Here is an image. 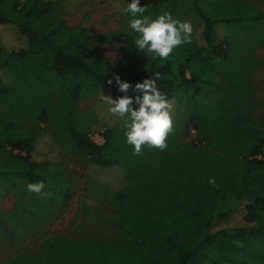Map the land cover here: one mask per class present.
<instances>
[{"label": "trees", "instance_id": "16d2710c", "mask_svg": "<svg viewBox=\"0 0 264 264\" xmlns=\"http://www.w3.org/2000/svg\"><path fill=\"white\" fill-rule=\"evenodd\" d=\"M23 1L0 0V88L5 89V81L12 79L9 70L16 72L18 64L22 67L28 59L41 55L39 63L46 72L42 77L73 80L74 99L83 88L106 90L114 99L124 95L115 84L107 83L114 74L135 87L137 82L159 73L157 87L173 100L176 116L166 150L144 147L139 156L133 155V146L126 142L123 119L104 131V146L125 152L124 157L106 156L104 147L95 144L88 133L77 131L71 135L78 155L87 156L99 166L118 165L121 177L125 178V184L110 194L121 217L118 243L56 237L36 258L18 254L9 264H245L241 259L245 245L250 241L264 245V185L256 187L258 177L254 174L264 170V166L248 159L264 146V135L260 134L264 133V114L259 119L251 117L248 102L252 101L254 91L247 87L246 93L237 86L245 83L253 87V68L259 63L235 52L238 45H234L240 43V48L242 42L233 33L226 34L225 28L252 27L262 13L239 0H206L213 14L202 13L196 5L202 20L192 33V43L178 46L166 60L154 56L140 73L122 75L103 61L93 36L81 30L69 32L65 21L55 16L62 2ZM128 3L130 0H119L117 7ZM141 5L147 7L144 15L151 18L168 12L184 21L175 0H141ZM118 13L123 24L118 37H136L138 34L128 27L131 17ZM7 26L13 30L11 49L3 46L1 40H7L8 35L1 32ZM62 36L65 38L59 43ZM47 54L52 61L45 59ZM244 70L247 76L243 78ZM215 77L231 88L224 99L228 101L220 103V110L215 108L217 119L222 120L212 118L207 122L206 117L200 123L194 107L199 103L203 84H211ZM128 95L136 93L130 90ZM189 97L194 107L189 104ZM40 120L45 121L44 111ZM190 127L197 130L196 143L178 141L180 136L188 135ZM207 144L223 150L225 159L208 153L203 148ZM18 148L19 157L20 152L27 153L30 170L24 172L27 181L32 182L36 179L32 168L38 162L31 161V148L26 141L20 140ZM213 177L215 187L208 182ZM239 203L245 211L244 224H230V218L224 219L230 208L239 207ZM257 244L250 256L257 259L254 264H264V246Z\"/></svg>", "mask_w": 264, "mask_h": 264}, {"label": "rangeland", "instance_id": "374dc122", "mask_svg": "<svg viewBox=\"0 0 264 264\" xmlns=\"http://www.w3.org/2000/svg\"><path fill=\"white\" fill-rule=\"evenodd\" d=\"M59 1L62 3L55 16L65 21L69 32L81 30L93 36L103 61L117 73H140L155 58L154 54L145 55L136 49L134 36L118 37L123 27L117 10L119 0ZM175 1L183 19L190 21L194 30L202 20L196 5L202 13L213 14L206 0ZM239 1L255 7L263 15L252 27L246 26L242 30L238 26L225 28L226 34L233 33L238 42H242L240 48H237L240 43L234 45H238L235 52H241L244 57L253 58L256 64L259 63L253 68V87L245 83L237 85L246 93L247 87L251 92L254 91V97L248 105L251 117L259 119L264 114V0ZM10 28L7 26L1 30L8 35L6 41L3 37L1 39L3 46L8 49L12 48L10 42L13 30ZM64 38L60 37L59 43ZM38 58L43 56L28 59L22 67L18 64L16 72L9 70L12 79L5 81V89L0 88V264H9V260L18 254L28 259L36 258L46 249L51 238H92L116 244L122 234L121 217L110 195L125 184L120 167L99 166L91 163L87 156L78 155L71 135L77 131L90 136L100 130L104 132L123 118L111 115L109 106L101 101L102 93L109 95L106 90L95 92L83 88L78 98L74 99L71 92L73 80L50 75L42 77L46 72ZM45 59L52 61L48 54ZM245 73L246 70L242 71L243 78L247 76ZM230 89L225 81L215 77L211 84H203L197 106L194 107L192 98H188L189 104L199 113L200 123L206 121V117L207 122L212 118L214 121L222 120L221 117L217 119L219 114L215 108L228 101L224 99ZM42 111L45 121L40 120ZM22 139L31 148V161L38 162L32 168L36 177L32 182L27 181L24 172L30 170L29 161L25 158L27 153L22 151L19 157V153L7 148V144H12L18 151V143ZM178 141L194 144L189 132L188 135L180 136ZM101 145L104 147L103 154L110 158L125 156V152L113 146L105 148L104 144ZM203 148L225 159L226 153L220 148L210 144ZM254 174L258 177L256 187L260 183L264 185V170H256ZM40 181L45 182L43 192L47 195L40 196L27 191L28 183ZM241 203L239 207L230 208L224 220L230 218V224H244L242 216L245 211ZM261 214H264V208ZM256 235L259 237V232ZM256 244L250 241L245 245L247 248L245 257L241 258L242 263L256 262L257 259L250 256Z\"/></svg>", "mask_w": 264, "mask_h": 264}, {"label": "clouds", "instance_id": "9594fccd", "mask_svg": "<svg viewBox=\"0 0 264 264\" xmlns=\"http://www.w3.org/2000/svg\"><path fill=\"white\" fill-rule=\"evenodd\" d=\"M117 10L131 17L127 21L128 27L138 34L134 38V45L145 55L155 54L157 58L166 60L178 46L192 43L194 29L190 21L173 18L168 12L155 18L146 16L147 7L141 5V0H130L125 7H118ZM158 78L159 73H156L154 77L137 82L133 87L130 82L122 80L119 74H114L107 83L115 84L124 95L114 99L102 93L100 97L109 106L111 115L123 118L126 142L133 146V155L136 156L143 154L144 147L166 150L167 139L174 131L175 106L157 87ZM130 90L136 95H128ZM134 104L138 107H134ZM208 182L216 186L214 177ZM45 187L44 181L28 183L27 191L45 196Z\"/></svg>", "mask_w": 264, "mask_h": 264}, {"label": "built area", "instance_id": "2783aa9c", "mask_svg": "<svg viewBox=\"0 0 264 264\" xmlns=\"http://www.w3.org/2000/svg\"><path fill=\"white\" fill-rule=\"evenodd\" d=\"M103 130H100L99 132H95L93 135H89L90 139L97 145L104 144V134ZM189 136L192 137V140L194 143H196V137H197V130L193 127L189 128ZM8 149H13L15 152L19 153V150L16 151L17 149L14 148L12 144H7ZM21 153V152H20ZM249 160H256L260 162L264 166V146H262L261 150L259 152H256L254 154H251L248 156Z\"/></svg>", "mask_w": 264, "mask_h": 264}, {"label": "crops", "instance_id": "0c3cea01", "mask_svg": "<svg viewBox=\"0 0 264 264\" xmlns=\"http://www.w3.org/2000/svg\"><path fill=\"white\" fill-rule=\"evenodd\" d=\"M22 202H24V201H22Z\"/></svg>", "mask_w": 264, "mask_h": 264}]
</instances>
